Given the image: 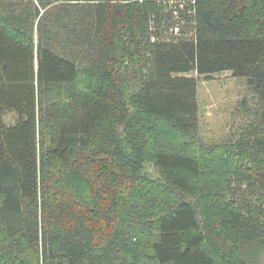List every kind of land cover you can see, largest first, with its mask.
I'll list each match as a JSON object with an SVG mask.
<instances>
[{
    "label": "trees",
    "instance_id": "1",
    "mask_svg": "<svg viewBox=\"0 0 264 264\" xmlns=\"http://www.w3.org/2000/svg\"><path fill=\"white\" fill-rule=\"evenodd\" d=\"M172 1L0 0V264L261 263L264 108L208 148L186 75L264 107V0H181L162 41Z\"/></svg>",
    "mask_w": 264,
    "mask_h": 264
},
{
    "label": "rangeland",
    "instance_id": "2",
    "mask_svg": "<svg viewBox=\"0 0 264 264\" xmlns=\"http://www.w3.org/2000/svg\"><path fill=\"white\" fill-rule=\"evenodd\" d=\"M182 6H185V1H172L166 11L172 21L162 25L159 40L194 37V32L186 27L188 22L180 17ZM186 76L198 80L199 141L204 146L216 148L235 145L245 131L260 123L263 103L247 79L235 77L232 72L217 73L210 78L200 76L197 72ZM18 120L15 112H7L3 118L7 126L15 125ZM147 171L152 178L159 179L152 164H147ZM244 189L243 193L248 196L249 193ZM260 264H264V254Z\"/></svg>",
    "mask_w": 264,
    "mask_h": 264
},
{
    "label": "built area",
    "instance_id": "3",
    "mask_svg": "<svg viewBox=\"0 0 264 264\" xmlns=\"http://www.w3.org/2000/svg\"><path fill=\"white\" fill-rule=\"evenodd\" d=\"M184 9H185V7H184V6H182L181 10H184ZM189 14H191V15H193V14H194V12H193V10H192V9L189 11ZM180 15H181V14H180ZM153 41H155V38L153 39Z\"/></svg>",
    "mask_w": 264,
    "mask_h": 264
}]
</instances>
